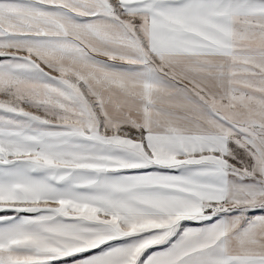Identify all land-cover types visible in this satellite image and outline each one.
I'll return each mask as SVG.
<instances>
[{"label": "snow or ice", "instance_id": "1", "mask_svg": "<svg viewBox=\"0 0 264 264\" xmlns=\"http://www.w3.org/2000/svg\"><path fill=\"white\" fill-rule=\"evenodd\" d=\"M0 264H264V0H0Z\"/></svg>", "mask_w": 264, "mask_h": 264}]
</instances>
